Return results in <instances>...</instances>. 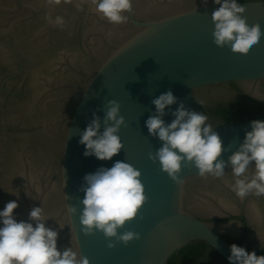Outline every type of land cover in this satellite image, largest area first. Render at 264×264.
I'll use <instances>...</instances> for the list:
<instances>
[{"label":"water","instance_id":"obj_1","mask_svg":"<svg viewBox=\"0 0 264 264\" xmlns=\"http://www.w3.org/2000/svg\"><path fill=\"white\" fill-rule=\"evenodd\" d=\"M239 3L246 23H258L264 33V0ZM218 7L212 0H132L129 19L113 24L90 0H0V210L17 201V222L35 227L29 213L43 207L46 226L58 231V250H79L90 264H167L195 242L229 264L227 241L242 235L243 214L246 243L264 250V195L237 196L230 167L224 177H201L182 164L178 184L149 159L162 142L149 135L145 121L162 93L177 97L166 108V123L180 102L207 115L225 161L252 120L220 125L214 108L250 104L246 97L264 104V34L246 53L216 46L212 13ZM109 100L121 105L123 148L111 160L85 157L80 132L93 113L103 121ZM117 160L141 172L147 197L137 217L118 230L140 234L127 245L99 230L86 235L79 219L83 177ZM253 171L250 165L248 175ZM67 205L77 213L69 215Z\"/></svg>","mask_w":264,"mask_h":264},{"label":"clouds","instance_id":"obj_2","mask_svg":"<svg viewBox=\"0 0 264 264\" xmlns=\"http://www.w3.org/2000/svg\"><path fill=\"white\" fill-rule=\"evenodd\" d=\"M59 3L60 0H48ZM95 11L106 18L109 23L120 24L131 13L132 0H90ZM219 5L212 13L214 23L213 42L218 47H229L234 52L246 53L250 46L257 44L262 36L258 23L249 25L242 13L245 8L238 0H212ZM204 4L208 0H203ZM55 23L63 20L57 17ZM177 103V97L171 90L160 94L152 100L155 112L145 121L150 136L162 142L156 152L149 153V159L159 162L161 170L178 184L182 164L193 165L201 177L208 175L224 177L225 168L230 167L234 177L232 190L243 198L250 192L264 195V121L252 120L250 131H246L243 142L225 161L220 157L222 141L214 131L212 124L204 113L186 109L179 103L171 115L174 117L166 123V108ZM103 121L93 113L92 120L80 132L79 143L84 145L85 157L94 156L98 160H111L123 148L118 132L125 125L120 115L121 105L109 100ZM103 123V130L101 131ZM254 162V163H253ZM254 171L248 175L249 166ZM141 172L131 164L117 160L111 168L100 167L94 173L83 177L84 184L80 189L84 193L80 201V224L86 235L94 230L102 231L106 238H116L127 245L140 234L133 231L119 233L126 222L132 221L145 204L147 197L140 179ZM67 199V196H66ZM17 201L8 202L0 210V264H90L79 250L67 247L58 250V231L46 226L49 217L43 207H34L29 213V221L17 222L14 210ZM68 214H76L75 206L67 205ZM61 229L63 227L59 225ZM109 248L115 244L108 243ZM229 264H264V255H257L255 250L248 251L244 246L235 243L229 246Z\"/></svg>","mask_w":264,"mask_h":264},{"label":"trees","instance_id":"obj_3","mask_svg":"<svg viewBox=\"0 0 264 264\" xmlns=\"http://www.w3.org/2000/svg\"><path fill=\"white\" fill-rule=\"evenodd\" d=\"M247 1H261V0H238V2ZM235 86L236 83H229ZM246 101L250 104H227L223 107L214 108V112L221 117L220 125L237 124L248 120H253L257 117L264 116V104L253 102L250 98L246 97ZM219 126V125H218ZM244 237L232 238L227 241L230 245L235 243L244 246L246 250H255L256 254L264 255V250L255 248L251 245L243 244ZM167 264H227L224 259L211 247L203 242H195L189 244L177 253L173 254Z\"/></svg>","mask_w":264,"mask_h":264},{"label":"flooded vegetation","instance_id":"obj_4","mask_svg":"<svg viewBox=\"0 0 264 264\" xmlns=\"http://www.w3.org/2000/svg\"><path fill=\"white\" fill-rule=\"evenodd\" d=\"M251 99V98H250ZM253 102H256V100H253V99H251ZM256 103H260V102H256ZM262 104V103H261ZM239 220H240V222L242 223V226H243V233H242V235L241 236H239V237H233L234 239L235 238H242V237H244V241H243V244L244 245H250V244H248V243H246V236H245V233H246V230H247V221H246V217L244 216V214L243 215H240L239 216ZM252 246V245H251ZM256 248V247H255ZM259 249V248H258Z\"/></svg>","mask_w":264,"mask_h":264}]
</instances>
